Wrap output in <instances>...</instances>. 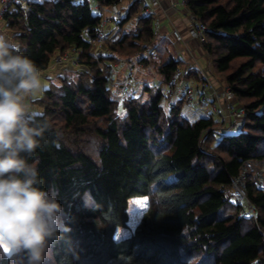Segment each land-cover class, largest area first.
<instances>
[{
  "label": "trees",
  "instance_id": "1",
  "mask_svg": "<svg viewBox=\"0 0 264 264\" xmlns=\"http://www.w3.org/2000/svg\"><path fill=\"white\" fill-rule=\"evenodd\" d=\"M141 1L93 0L99 9L121 7L119 29L136 24L120 38L118 30L106 41L111 53L98 56L93 40L104 14L89 0H30L3 17L40 73L69 49L86 70L78 82H52L33 102L49 127L29 162L57 191L72 229L45 264H264V191L247 182L256 216L243 215L230 193L247 161H264V0H183L188 15L208 28L203 51L216 74L246 110L242 128L226 133L213 115L191 122L178 105L165 109L160 87L145 86L147 99L134 89L121 99L110 86L99 65L140 59L155 39L154 17H139L147 7ZM179 64L171 58L160 66L163 84ZM85 190L95 198L92 209L75 195ZM119 228L129 235L116 240Z\"/></svg>",
  "mask_w": 264,
  "mask_h": 264
},
{
  "label": "clouds",
  "instance_id": "2",
  "mask_svg": "<svg viewBox=\"0 0 264 264\" xmlns=\"http://www.w3.org/2000/svg\"><path fill=\"white\" fill-rule=\"evenodd\" d=\"M45 88L37 65L0 32V259L9 264H45L51 246L72 230L57 191L29 162L49 125L28 101ZM75 195L92 209L90 191Z\"/></svg>",
  "mask_w": 264,
  "mask_h": 264
},
{
  "label": "rangeland",
  "instance_id": "3",
  "mask_svg": "<svg viewBox=\"0 0 264 264\" xmlns=\"http://www.w3.org/2000/svg\"><path fill=\"white\" fill-rule=\"evenodd\" d=\"M31 1H39V0H31ZM160 2V5L153 8V14L155 27H154V41L150 45V47L147 49L146 53L140 56H132L127 57L118 56L119 61H114L112 63H101L99 65V68L104 72V74L109 78L110 80V86L113 87L115 90V93L118 94V96L122 99L124 97L121 96L123 94L122 89L123 86L127 85L128 83L132 85V89H134L135 96L140 97L141 94H144L145 96H142V99H147V96L149 95V92L144 91V87L148 86L150 88H155L158 90V88H162V92L164 93V99L162 101V105L165 109L168 108L170 103H176L180 108V114L182 117H185L189 121L193 122L199 119L200 117H208L210 115H213L215 119L218 120L220 123L219 130H223L225 133L228 130H225V128L228 127V125L225 124L223 118H221L219 112L214 113L211 109H209V105L200 104V107L197 109H192L184 99H177L175 96L169 94V89L167 91V87L165 83L162 82L165 81L164 78L159 73V68L162 64L169 61L171 58L174 60L177 59V61H180L179 67L182 69L183 73L180 75L179 80L184 81V79H187L186 76L190 77L189 75L192 74V77L190 79V86H195L198 83H201L205 80H200V69L199 71L196 69H189L188 66L191 64L195 65L196 63L191 60L194 58V54L197 53L201 58V66L203 67V70L205 72L211 71L213 74H216L215 72V63L213 61H209L207 58L206 53H204V47L203 42L200 40H193L189 39L188 32L189 29L185 32L181 31L179 26L173 27L170 24V19L174 20L176 17H185V13H187V10L184 6L183 0H179L178 8L175 9L171 6L170 0H158ZM92 6L94 7L93 0H90ZM129 2H126V7ZM140 8H143L144 6L151 7V1L149 0H142L141 1ZM139 4V5H140ZM125 4L122 5L124 7ZM125 7V8H126ZM147 7L141 11L139 14V17H141L142 13L147 9ZM121 8V7H120ZM184 8V12H183ZM110 9H103L104 15L103 19L107 20L108 27L106 29V38L105 41L102 43L93 42V54L95 56L101 55V54H110V50L106 48V41H110L111 37H113L117 31L119 30L118 38H120L123 33L131 31L135 29L136 24L135 22H130L126 27L124 28H118L117 22L115 21L112 14L109 12ZM142 10V9H140ZM175 11V12H174ZM122 12V10H121ZM123 16L125 15V12H122ZM174 14V15H173ZM166 19L165 21H163ZM190 21V20H189ZM191 24V22H189ZM162 25L166 26L169 29V34L172 33L174 30H179L184 38H186L185 42H178L174 39H172L169 36H163L162 34ZM0 32L8 34L10 36V33L5 29V24L3 22V19H0ZM188 39V40H187ZM175 42L178 43H187L191 45L193 43L196 44L198 49L196 52L193 50H190V55L188 56L187 52L189 51L187 48L185 52L178 51L177 45ZM193 42V43H192ZM187 51V52H186ZM194 52V53H193ZM78 55L79 52L74 49H69L63 54H58L54 57L53 63L51 64L50 68L44 72L40 73L42 82L46 85L45 90L51 85L52 82H55L58 86L61 84L62 79L66 80H73L75 82H78L79 77L82 76V73L86 71L83 69V66L81 64H78ZM148 58L149 61L148 65H145L146 63H141L140 60L142 58ZM76 60V61H75ZM192 61V62H191ZM75 62V63H74ZM215 78H210L209 80L211 83H213L217 89L223 90L226 88V84L224 83L222 77L220 75H214ZM62 77V78H61ZM208 80V79H207ZM162 85H161V84ZM216 83V84H215ZM168 85V84H167ZM61 86V85H60ZM44 90V91H45ZM155 90V92H156ZM38 93L35 96L31 97L29 99V104L33 108V102L40 99L43 94ZM134 92V91H133ZM145 92V93H144ZM240 105V104H239ZM242 106V105H241ZM122 111V109H121ZM36 114H40L42 112L36 111ZM241 181L242 186L244 187V194L243 197L236 196V189L231 187L230 193L231 196L233 195V200L236 203L242 204V214L247 216H256V210L248 204V201L246 200V186L247 182L249 180H253V183L256 185L257 189L264 191V161H257L253 160L251 162L245 163L241 169ZM129 235L128 229L125 228H119L116 232L115 238L116 240H119L123 237H126Z\"/></svg>",
  "mask_w": 264,
  "mask_h": 264
},
{
  "label": "built area",
  "instance_id": "4",
  "mask_svg": "<svg viewBox=\"0 0 264 264\" xmlns=\"http://www.w3.org/2000/svg\"><path fill=\"white\" fill-rule=\"evenodd\" d=\"M30 0H0V19H3L5 13L10 10L15 4H28ZM84 0H76V2H83ZM90 1V0H89ZM151 7L142 13L141 18L150 17L153 14V8L160 5L158 0H150ZM171 6L175 9L178 8L179 0H170ZM109 12L114 17L115 21L120 20L123 17L120 6H113L110 8ZM104 14V13H103ZM191 22V27L189 28L188 36L189 39L204 41L206 33L208 31L207 26L200 20L189 16ZM108 27L107 20L103 19L100 25L99 32L93 42L102 43L106 38V29ZM170 37L178 42H185L183 34L179 30H174ZM75 50V49H74ZM76 61V60H75ZM177 61V59L175 60ZM75 63V62H74ZM183 73L182 69L179 67L173 78H171L168 83V88L170 93H174L176 87L179 85V77ZM223 90H219L216 86L211 83L210 80H205L195 86H187L183 93V98L186 103L192 108L197 109L200 104L209 105L212 110L218 109L226 125H228L225 130H234L237 132L243 126L244 117L246 115V110L243 106L236 102L233 92L227 87ZM132 91V85L127 84L123 87L122 97H127ZM171 108H175L176 105H170ZM253 161V160H251ZM251 161H247L251 162ZM241 175L232 181V187L236 189V196L243 197L244 187L242 186Z\"/></svg>",
  "mask_w": 264,
  "mask_h": 264
},
{
  "label": "crops",
  "instance_id": "5",
  "mask_svg": "<svg viewBox=\"0 0 264 264\" xmlns=\"http://www.w3.org/2000/svg\"><path fill=\"white\" fill-rule=\"evenodd\" d=\"M149 2H150V0H149ZM93 7V6H92ZM94 11L95 12H97V13H101V14H103L104 12H103V9H99V7L97 6V4L96 3H94ZM185 10H184V8H183V12H184ZM175 12V11H174ZM185 13V12H184ZM174 15V14H173ZM185 17H176L174 20H172V19H170V24H171V26H172V28L173 27H177V26H179V28H180V30L181 31H183V32H185V31H187L190 27H191V24L189 23L190 21H189V15H188V13H185ZM166 19H164L163 21H165ZM162 34H163V36H169L170 34H169V29L166 27V26H163L162 25ZM188 40V39H187ZM176 43V45H177V50L178 51H183V53L185 52V50L187 49V48H189L188 50V56L190 55V50H193L194 52H196V50L198 49V47L196 46V44L195 43H193L192 45H191V43L190 44H185V43H178V42H175ZM187 47V48H186ZM193 52V53H194ZM200 56L197 54V53H195L194 54V58H192L191 60H193V62L194 63H196L195 65H193V64H191L190 66H188V68L189 69H196L197 67H198V71H199V69H200V77H198V78H200V80L202 81V80H209L210 78H215V76L214 75H216V74H213L211 71H208V72H205L204 70H203V67L201 66V58H199ZM192 62V61H191ZM211 80V79H210ZM190 79H184V81H181V83H179V85L176 87V89H175V92L174 93H171V95H173V96H175L177 99H180V101H181V99H184L183 98V93H184V90H185V88L187 87V86H190L189 84H190ZM216 84V83H215ZM166 87H167V91H168V85H166ZM177 105L176 103H170V105ZM209 109H211V108H209ZM212 110V109H211ZM214 113H218V109H214V110H212ZM220 113V112H219ZM221 116V115H220Z\"/></svg>",
  "mask_w": 264,
  "mask_h": 264
},
{
  "label": "snow or ice",
  "instance_id": "6",
  "mask_svg": "<svg viewBox=\"0 0 264 264\" xmlns=\"http://www.w3.org/2000/svg\"><path fill=\"white\" fill-rule=\"evenodd\" d=\"M134 203L137 204V205H143V206H146V201L137 200V201H135Z\"/></svg>",
  "mask_w": 264,
  "mask_h": 264
},
{
  "label": "bare ground",
  "instance_id": "7",
  "mask_svg": "<svg viewBox=\"0 0 264 264\" xmlns=\"http://www.w3.org/2000/svg\"><path fill=\"white\" fill-rule=\"evenodd\" d=\"M173 78V77H172Z\"/></svg>",
  "mask_w": 264,
  "mask_h": 264
}]
</instances>
